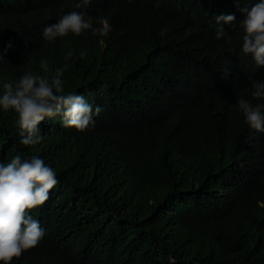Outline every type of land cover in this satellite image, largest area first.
I'll use <instances>...</instances> for the list:
<instances>
[{
	"label": "trees",
	"instance_id": "1",
	"mask_svg": "<svg viewBox=\"0 0 264 264\" xmlns=\"http://www.w3.org/2000/svg\"><path fill=\"white\" fill-rule=\"evenodd\" d=\"M77 3L0 0V94L25 71L45 75L46 59L49 75L69 65L66 93L103 109L83 132L45 118L42 142L24 145L0 108V161L39 156L59 180L30 211L43 239L11 264H264V131L238 104L264 103L251 97L264 66L241 51L244 14L233 0ZM72 11L94 27L106 17L110 33L45 41Z\"/></svg>",
	"mask_w": 264,
	"mask_h": 264
},
{
	"label": "clouds",
	"instance_id": "2",
	"mask_svg": "<svg viewBox=\"0 0 264 264\" xmlns=\"http://www.w3.org/2000/svg\"><path fill=\"white\" fill-rule=\"evenodd\" d=\"M238 10L244 14L240 22L243 30L241 51L251 54L257 66H264V0L251 3L249 0H233ZM91 0H79L77 8H87ZM241 5H243L241 7ZM233 23L234 14L219 15L216 22ZM94 27L93 19L86 11H72L63 15L56 23L47 25L42 32L45 41L52 42L58 37H66L70 33L80 36L91 31L93 36L106 37L111 25L106 17H100ZM216 39L231 36L223 27H217ZM80 58L86 56L80 52ZM73 56L68 51L64 59ZM0 56V61H3ZM40 68L45 75L25 71L17 81L3 83V94H0V108L4 111L13 110L17 114L16 124L19 127L21 143L36 145L44 139L41 134V122L45 118L61 117L64 127H73L83 132L95 124V117L102 111L99 105L89 103L83 94L66 93L64 90V73L69 65L58 67L50 72L46 59L40 61ZM251 97L257 101L264 100V81H252ZM239 108L245 122L251 129L264 131V103L253 104L239 99ZM59 183L56 170L45 163L39 156L23 158L17 154L10 161H0V262L11 264L19 259L23 252L35 247L45 235L40 221L30 211L42 206L50 198V191ZM172 264L174 258L169 257Z\"/></svg>",
	"mask_w": 264,
	"mask_h": 264
}]
</instances>
